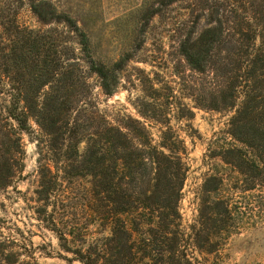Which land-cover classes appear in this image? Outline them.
<instances>
[{
    "label": "trees",
    "instance_id": "obj_1",
    "mask_svg": "<svg viewBox=\"0 0 264 264\" xmlns=\"http://www.w3.org/2000/svg\"><path fill=\"white\" fill-rule=\"evenodd\" d=\"M173 3L184 12L170 48L186 70L175 67L176 88L149 84L138 118H110L94 91L111 97L134 54L103 62L50 0H0V192L21 194L28 138L36 143L38 184L22 200L67 262L198 264L193 253L212 254L216 235L235 225L241 208L220 196L223 178L208 174L198 219L182 229L188 151L169 115L181 122L194 113L175 89L194 109L231 114L230 143L209 157L235 176L232 192L264 190V0H167L164 10ZM25 6L38 29L20 22ZM152 125L160 127L157 140ZM0 264H37L18 228L0 225Z\"/></svg>",
    "mask_w": 264,
    "mask_h": 264
},
{
    "label": "rangeland",
    "instance_id": "obj_2",
    "mask_svg": "<svg viewBox=\"0 0 264 264\" xmlns=\"http://www.w3.org/2000/svg\"><path fill=\"white\" fill-rule=\"evenodd\" d=\"M166 1L50 0L59 12L66 13L87 33L101 61L114 62L123 55L134 54V59L121 71L118 88L111 97L104 96L98 87L94 91L99 108L110 118L124 115L138 118L139 100L148 96L149 84L159 88L166 83L176 88L175 67L179 71L186 70L170 48L171 31L184 11L177 3L164 10ZM151 12L156 15L149 19ZM19 20L32 29L39 27L26 6L21 10ZM141 40L145 43L140 51L135 52ZM166 92L162 90L160 95L163 97ZM172 94L194 113L193 119L181 122L173 119L172 112L169 115L171 128L185 139L188 151L185 163L189 171L179 203L182 229L198 219L199 189L208 174L223 178L220 196L230 198L241 208L229 233L216 235V243L212 245L214 252L210 255L194 252V258L198 264H264V190L245 195L232 192L231 181L235 176L218 160L209 157L216 148L230 143L226 133L231 114L194 109L191 99L181 100L176 89ZM184 116L188 117L186 110ZM159 128L158 125L149 127L155 140ZM25 150L24 178L16 185L21 194L0 192V225L8 229L18 228L32 242L37 264H79L58 257L56 239L37 227L22 200L23 196L30 198L38 184L36 143L26 138ZM45 252L51 255L47 256Z\"/></svg>",
    "mask_w": 264,
    "mask_h": 264
}]
</instances>
